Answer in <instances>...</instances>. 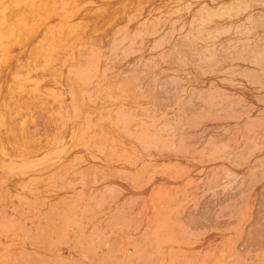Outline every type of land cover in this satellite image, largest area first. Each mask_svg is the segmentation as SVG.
Masks as SVG:
<instances>
[{
  "label": "rangeland",
  "instance_id": "1",
  "mask_svg": "<svg viewBox=\"0 0 264 264\" xmlns=\"http://www.w3.org/2000/svg\"><path fill=\"white\" fill-rule=\"evenodd\" d=\"M11 1L0 264H264V0Z\"/></svg>",
  "mask_w": 264,
  "mask_h": 264
},
{
  "label": "bare ground",
  "instance_id": "2",
  "mask_svg": "<svg viewBox=\"0 0 264 264\" xmlns=\"http://www.w3.org/2000/svg\"><path fill=\"white\" fill-rule=\"evenodd\" d=\"M27 1V0H26ZM30 1V0H28ZM61 1V0H60ZM56 2V1H55ZM32 3V2H31ZM31 5V4H30ZM27 6V5H26ZM72 7V6H71ZM33 8V7H32ZM36 8V7H35ZM21 10H24V7L19 8L18 6L12 5V1L11 0H0V47L1 45L4 43V39L5 38V33L8 32L9 30V26H11L9 24V22L6 20L8 13L10 12H19ZM47 13V12H46ZM41 14V13H40ZM50 15V14H49ZM41 16V15H40ZM48 20V19H47ZM68 24V23H67ZM70 24V23H69ZM36 25V24H35ZM53 26V25H52ZM28 27V26H27ZM70 27V26H69ZM24 28V27H23ZM30 30V29H29ZM22 33V32H21ZM24 34V33H23ZM15 35V34H14ZM25 35V34H24ZM12 37V36H11ZM16 38V37H15ZM12 39V38H11ZM13 46V45H11ZM10 48V47H9ZM17 54V53H16ZM8 55V54H7ZM6 56V55H5ZM6 62L5 65L3 66V68L5 69L6 67H8L9 63H10V58L7 57L5 58ZM17 60V59H16ZM10 67V66H9ZM2 102V101H1ZM11 237V236H10Z\"/></svg>",
  "mask_w": 264,
  "mask_h": 264
}]
</instances>
